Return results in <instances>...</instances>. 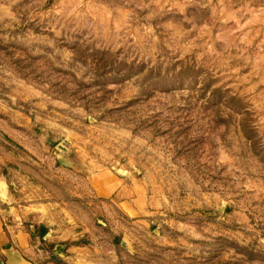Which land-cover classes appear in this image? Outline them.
<instances>
[{
	"label": "rangeland",
	"instance_id": "rangeland-1",
	"mask_svg": "<svg viewBox=\"0 0 264 264\" xmlns=\"http://www.w3.org/2000/svg\"><path fill=\"white\" fill-rule=\"evenodd\" d=\"M0 196L25 264H264V0H0Z\"/></svg>",
	"mask_w": 264,
	"mask_h": 264
},
{
	"label": "crops",
	"instance_id": "crops-1",
	"mask_svg": "<svg viewBox=\"0 0 264 264\" xmlns=\"http://www.w3.org/2000/svg\"><path fill=\"white\" fill-rule=\"evenodd\" d=\"M127 179L113 174L99 173L91 181L96 196L100 199L116 200L119 209L126 216L138 218L144 215L146 199L145 189L135 180L130 184ZM2 192L4 190L2 189ZM4 209L0 208V256L3 264H25L24 256L30 247V235L23 229L13 227L10 215L6 218Z\"/></svg>",
	"mask_w": 264,
	"mask_h": 264
},
{
	"label": "trees",
	"instance_id": "trees-1",
	"mask_svg": "<svg viewBox=\"0 0 264 264\" xmlns=\"http://www.w3.org/2000/svg\"><path fill=\"white\" fill-rule=\"evenodd\" d=\"M45 235H46V230L41 229V228L39 229L38 232H34L31 234L32 237L38 236L40 240H43Z\"/></svg>",
	"mask_w": 264,
	"mask_h": 264
},
{
	"label": "water",
	"instance_id": "water-1",
	"mask_svg": "<svg viewBox=\"0 0 264 264\" xmlns=\"http://www.w3.org/2000/svg\"><path fill=\"white\" fill-rule=\"evenodd\" d=\"M1 197V196H0Z\"/></svg>",
	"mask_w": 264,
	"mask_h": 264
}]
</instances>
